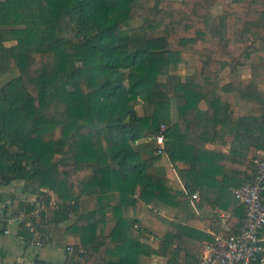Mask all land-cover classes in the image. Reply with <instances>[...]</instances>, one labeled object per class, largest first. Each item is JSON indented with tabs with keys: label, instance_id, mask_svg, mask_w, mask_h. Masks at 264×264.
I'll return each mask as SVG.
<instances>
[{
	"label": "trees",
	"instance_id": "obj_1",
	"mask_svg": "<svg viewBox=\"0 0 264 264\" xmlns=\"http://www.w3.org/2000/svg\"><path fill=\"white\" fill-rule=\"evenodd\" d=\"M257 51L264 0H0V76L19 71L0 86V203L8 199L4 212L26 211L23 233L32 231L27 220L45 225L47 241L66 252L62 262H37L144 264L139 256L156 251L167 264H199L177 239L182 213L172 219L150 206L158 199L181 207L194 191L229 214L222 235L237 232L246 206L223 179L251 183L264 158V59L250 62L248 77L240 69ZM182 62L192 69L185 79ZM227 67L222 89L250 102L248 110L217 91ZM218 102L226 108L220 119ZM161 124L184 189L157 164L162 154L145 156L135 144ZM218 125L231 143L220 172L203 162L214 153L205 148L208 127ZM16 180L23 194L43 199L38 217L36 201L4 192ZM135 225L160 237L159 248L133 236Z\"/></svg>",
	"mask_w": 264,
	"mask_h": 264
},
{
	"label": "crops",
	"instance_id": "obj_2",
	"mask_svg": "<svg viewBox=\"0 0 264 264\" xmlns=\"http://www.w3.org/2000/svg\"><path fill=\"white\" fill-rule=\"evenodd\" d=\"M259 58L264 59V51L255 52L252 58L247 61V64L240 67L243 77L250 76V62ZM180 70L184 79L187 74L192 72L191 68L186 67L185 62L181 63ZM230 76L229 67L225 68L221 72L219 76L218 93L223 100H228L229 105H235L236 107L238 105L242 110H248L251 107L250 102L244 101L232 91L222 89V86L230 81ZM261 88L264 89V84H261ZM206 106V101L201 100L200 107L206 108ZM225 112L226 108L221 107L218 102L217 109L214 110V117L220 119V117L224 116ZM172 116L174 119L177 118V112L175 109H173ZM208 128L210 130L212 129L213 134L211 139H209L206 143L205 148H207L206 150L214 151V153H206L203 157V162H205L208 167L211 166L214 170L220 172L222 165L219 161L224 158V155L230 153L231 143L226 138H223L221 131L219 130V125L217 128L216 126L213 128L209 126ZM151 143L155 144L154 146L156 148L157 143L155 137L138 139L135 144L145 156H149L154 152V149L151 147ZM157 164L164 169L170 184L174 188H185L175 165L165 153L162 154V157ZM178 165L181 167L188 166V164L183 161H179ZM218 178H221V174H218ZM14 182H22L21 184L23 185V181L21 180H16ZM14 182L11 184H14ZM224 184L229 186V191H234L236 187L234 186L235 183L232 178H224L223 185ZM7 187L8 186L2 187L4 192L8 193V195L13 194V192L8 191L9 189ZM20 188L22 189V186ZM7 200L0 203V264H41L37 262V258L51 261L47 258L50 255V249L60 246L57 245L55 241H47L49 236L45 233L46 226L43 225L41 229L33 228L30 235L23 233L20 228L19 221L9 219V216L13 211L4 212L5 203L8 202ZM150 206L154 207L160 213L166 214L172 219L175 218L174 216L177 213H182L180 223L183 226V229L180 231L181 234L177 237V239L185 246H188V252L196 255V259H198L199 264H203V247L205 243L212 240L215 234H221V231H226L228 229L227 221L229 214L219 207H213L204 203L201 198L197 201L193 200L190 196V201L181 207L169 205L155 199ZM114 224V221H109L106 225L104 224V231L107 233L110 232L114 227ZM6 229L9 231L7 232ZM131 234L148 244L149 250L152 248H159L160 246V237L145 231L140 233L136 225L131 229ZM262 236L264 237V231H262ZM35 241H37L38 244H34ZM139 259L144 264L168 263V256L164 253L156 251L149 253L144 252L139 256ZM254 264H264V257L260 259L259 263Z\"/></svg>",
	"mask_w": 264,
	"mask_h": 264
},
{
	"label": "built area",
	"instance_id": "obj_3",
	"mask_svg": "<svg viewBox=\"0 0 264 264\" xmlns=\"http://www.w3.org/2000/svg\"><path fill=\"white\" fill-rule=\"evenodd\" d=\"M160 133L155 136L157 153L165 152V124H161ZM257 173L251 183L235 187L236 198L246 206V218L237 232L224 236L215 234L203 247V264H251L264 257V158H257ZM193 200H200L198 191L190 194ZM44 207L38 203L33 212L38 217L39 210ZM38 210V211H37ZM27 217L26 211L13 212L9 219L22 221ZM27 227L33 230L30 220ZM8 232L9 230L6 229ZM73 247H70L72 250Z\"/></svg>",
	"mask_w": 264,
	"mask_h": 264
},
{
	"label": "rangeland",
	"instance_id": "obj_4",
	"mask_svg": "<svg viewBox=\"0 0 264 264\" xmlns=\"http://www.w3.org/2000/svg\"><path fill=\"white\" fill-rule=\"evenodd\" d=\"M14 43V41H8L7 44H12ZM173 54V53H172ZM177 53L173 54L172 56V59H177ZM181 65V64H180ZM19 73V71L17 69H14V70H10L6 73H4L3 75L0 76V86L2 84H4L5 82H7L8 80H10L12 77L16 76L17 74ZM139 111L141 113H143V106L141 103H139L137 105ZM155 144L151 143V147L154 149V152H156V148L154 146ZM17 183V184H16ZM22 182H14V184H9V185H6L8 186L7 188L9 189L8 191H11L13 192L16 196H20V197H23L25 199H28L30 201H36L37 204L40 202V203H43V199L39 198L38 195L36 194H33V195H25L22 193L21 191V184ZM49 193L51 194V202L54 204L56 201L59 200V197H58V194L52 190L49 191ZM44 204V203H43ZM38 206V205H37ZM38 211V210H37ZM13 213V212H12ZM11 213V214H12ZM10 214V215H11ZM27 225V223H26ZM38 241V240H37ZM35 241L34 244H38V242ZM65 250L62 248V247H53L50 249V255L47 257L49 260L51 261H54V262H60V261H63L64 258H65Z\"/></svg>",
	"mask_w": 264,
	"mask_h": 264
}]
</instances>
